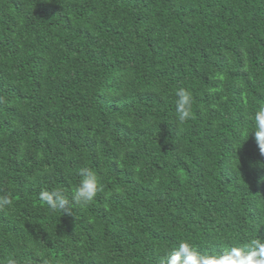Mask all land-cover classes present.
<instances>
[{
	"label": "trees",
	"instance_id": "trees-1",
	"mask_svg": "<svg viewBox=\"0 0 264 264\" xmlns=\"http://www.w3.org/2000/svg\"><path fill=\"white\" fill-rule=\"evenodd\" d=\"M261 105L264 0H0V264H158L183 240L209 254L264 241ZM85 166L103 185L92 202L68 214L40 198L70 196Z\"/></svg>",
	"mask_w": 264,
	"mask_h": 264
},
{
	"label": "clouds",
	"instance_id": "clouds-1",
	"mask_svg": "<svg viewBox=\"0 0 264 264\" xmlns=\"http://www.w3.org/2000/svg\"><path fill=\"white\" fill-rule=\"evenodd\" d=\"M175 97V111L178 120L184 122L191 119L193 108L191 92L181 87L176 90ZM249 120L252 124L251 134L254 133L259 153L264 156V105L259 106L251 114ZM261 166L264 167V164ZM77 175L79 183L70 196L61 189H53L42 190L40 198L53 210L60 209L68 214H71L72 204L81 205L92 202L97 193L103 191L100 177L87 166L78 169ZM19 188L31 190L33 186L27 183ZM12 204L13 199L10 194L0 193V209L10 207ZM7 264H18V262L9 258ZM158 264H264V241L251 239L242 246H233L222 252L209 254L200 252L189 241L183 240L160 256Z\"/></svg>",
	"mask_w": 264,
	"mask_h": 264
},
{
	"label": "bare ground",
	"instance_id": "bare-ground-1",
	"mask_svg": "<svg viewBox=\"0 0 264 264\" xmlns=\"http://www.w3.org/2000/svg\"><path fill=\"white\" fill-rule=\"evenodd\" d=\"M41 74H42V73H41ZM46 75H47V74H46ZM38 77H40V76H38ZM47 78H48V77H47ZM47 78H46V79H47ZM42 79L44 80V78H42ZM29 86H30V85H29Z\"/></svg>",
	"mask_w": 264,
	"mask_h": 264
}]
</instances>
